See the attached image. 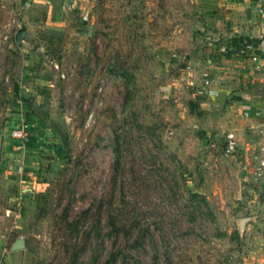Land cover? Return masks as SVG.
I'll return each instance as SVG.
<instances>
[{
    "label": "rangeland",
    "instance_id": "374dc122",
    "mask_svg": "<svg viewBox=\"0 0 264 264\" xmlns=\"http://www.w3.org/2000/svg\"><path fill=\"white\" fill-rule=\"evenodd\" d=\"M215 1L0 0V167H18V180L0 170V264H103L112 252L114 264H255L264 254V219L248 225L241 203L247 183L248 199L264 183L239 151L264 135L222 90L226 70L249 62L224 29L232 16L263 23L264 0ZM206 76L220 80L214 98L197 88Z\"/></svg>",
    "mask_w": 264,
    "mask_h": 264
},
{
    "label": "crops",
    "instance_id": "0c3cea01",
    "mask_svg": "<svg viewBox=\"0 0 264 264\" xmlns=\"http://www.w3.org/2000/svg\"><path fill=\"white\" fill-rule=\"evenodd\" d=\"M244 1L245 0H243L242 2H244ZM229 2L226 1V3L228 5L230 4ZM241 4H243V5L245 4L246 7L248 5L247 2H244ZM249 4H250V6H254L251 1ZM261 5H264V1L261 3ZM219 6L223 7V5H221V4ZM201 7L203 8V11L200 10V12H202L203 14L206 13L208 15L207 11L210 10L209 6L205 3ZM231 9L233 10L234 8H231ZM227 12H228V14H230L229 11H227ZM232 14L234 15L235 13H232ZM249 16H251V15H249ZM232 17L230 20L231 24H230L229 28L226 30L224 29V32H223V35H225L226 37L231 39L230 42H232V40L234 38L238 39L239 37H248V38H254V39L259 38L261 40L258 43L259 48L261 49L264 47V30H262L264 22L263 23L262 22L253 23L249 19L248 16H246V17L242 16V18L240 20L235 17V20L233 21ZM238 68H240V69H238ZM227 70H226V72H228V74H227L228 78H226V79H227V81H229V84H227L226 86H223L222 90H223V93L226 95L225 103H226L227 107L229 108V111L231 113H234L235 111H237L238 114L243 118L242 121L248 122V124H247V127H249V128H247L248 131H251L252 133H255L256 135L259 133L260 134L259 137H262V134L264 135V69L261 71H253L251 63L247 62L246 66H244V65L238 66L236 69L231 68L230 71L229 70L227 71ZM233 76H235V80L239 81V84H242V82L246 81V82H248V85L247 84L245 85L243 83V85H244L243 90L240 87L236 88V85L234 87V85H233L234 81H231ZM232 82H233V84L231 85ZM196 83L198 85L197 88L199 87V89H200V87H202L201 80L199 81V79H198V81ZM247 86H249V87L250 86H256L259 88L262 87V91H260V92L249 91L247 89ZM219 87L220 86L218 85V83H214L211 85V87H210L211 90H209L210 93L212 92L209 95L210 98H214L213 95L217 96V90L221 89ZM201 89H203V88H201ZM202 92H204V90ZM238 131H240V130H238ZM248 131H247L246 136H249ZM242 133H244V132H242ZM242 133H240V139H242V137H241V136H243ZM260 142H262V141L260 140V141L255 142V143L259 144ZM254 145H256V144H254ZM246 148H245V150L239 149L240 155L243 156L244 158L246 157V153H245V151H247ZM223 162H225V160H223ZM1 165H4V164L1 163ZM8 166H9V168H7V164H5L4 167H0V170L2 172H4V175H7V178H9V181H12L15 179L18 180V167L16 168L15 166H12V165H8ZM238 166H240L239 163H238ZM245 166L246 165H244V166L242 165V170L246 169ZM248 172H250V170H248ZM244 174H245V172H244ZM237 181H239V180H237ZM4 185H5V183H4ZM251 186H252V183H251ZM251 189L252 188L247 183V186H245V193L248 191V194H246L245 197L250 195L249 193L251 192ZM236 194H238V193H236ZM234 195H235V193H234ZM2 243H3V240H0V247H1ZM12 243H11V245H12ZM3 245H4V243H3ZM4 250L5 249L0 248V259L4 256L7 260L8 256H5ZM14 251H17V250H14ZM10 252L14 253L11 250H10ZM257 261L259 262L258 264H264V254L263 253H261L259 255V258L257 259ZM10 263L11 262H8V264H10Z\"/></svg>",
    "mask_w": 264,
    "mask_h": 264
},
{
    "label": "built area",
    "instance_id": "2783aa9c",
    "mask_svg": "<svg viewBox=\"0 0 264 264\" xmlns=\"http://www.w3.org/2000/svg\"><path fill=\"white\" fill-rule=\"evenodd\" d=\"M231 50L235 51L238 56L246 55L248 58V61L251 63L252 70L253 71H261L264 69V56H261L259 52L256 51V48L253 43L250 42H244L243 44H240L239 46L237 45H230ZM220 80L217 82L213 81L211 76H206L205 78L202 79V86L208 90H211L210 87L214 83H218ZM11 136L14 139H21L25 136L23 133V127H15L14 129L11 130ZM207 141L211 147H217V146H225L226 151H233L236 148L237 144H234L233 142L229 143H222L219 145L217 143H214L211 141V138L209 139L207 137ZM211 141V142H210ZM238 150V149H237ZM247 151H245L246 155L249 156L250 161L248 168L251 171V175L253 178V181L255 184H263L264 183V143H259L254 145L249 151L248 148H246ZM250 152V154L248 153ZM247 167V165L245 166ZM247 197H242L241 198V203L244 206L245 211L248 214L247 222L248 225L250 221H253L258 224V221L256 218H259L261 220L264 219V206H263V211L259 212L257 211V203H262L264 204V187L261 189V191L256 192L252 194V198ZM256 203V204H254ZM256 264L259 262L256 261Z\"/></svg>",
    "mask_w": 264,
    "mask_h": 264
},
{
    "label": "trees",
    "instance_id": "16d2710c",
    "mask_svg": "<svg viewBox=\"0 0 264 264\" xmlns=\"http://www.w3.org/2000/svg\"><path fill=\"white\" fill-rule=\"evenodd\" d=\"M244 42H254L253 44L255 45L257 43V40H255L254 38H248V37H239L238 39L237 38H234L231 42L232 45H237L239 46L240 44H243ZM194 106V105H193ZM190 112H195L193 110V108H190ZM110 226L112 229H116V221H114L112 218L110 219ZM117 256L118 254L115 253V252H112L110 253V255L108 256V258L104 261L103 264H114V262L116 261L117 259ZM76 260V258H75Z\"/></svg>",
    "mask_w": 264,
    "mask_h": 264
},
{
    "label": "water",
    "instance_id": "95a60500",
    "mask_svg": "<svg viewBox=\"0 0 264 264\" xmlns=\"http://www.w3.org/2000/svg\"><path fill=\"white\" fill-rule=\"evenodd\" d=\"M24 247V238L22 236H19L16 238V240L12 243L10 250H20Z\"/></svg>",
    "mask_w": 264,
    "mask_h": 264
}]
</instances>
